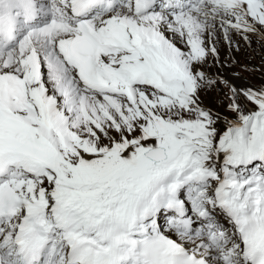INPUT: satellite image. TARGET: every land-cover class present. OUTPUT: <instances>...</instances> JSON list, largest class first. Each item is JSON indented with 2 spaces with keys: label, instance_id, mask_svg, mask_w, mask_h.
<instances>
[{
  "label": "snow or ice",
  "instance_id": "6c2138e0",
  "mask_svg": "<svg viewBox=\"0 0 264 264\" xmlns=\"http://www.w3.org/2000/svg\"><path fill=\"white\" fill-rule=\"evenodd\" d=\"M242 43L264 0H0V264H264Z\"/></svg>",
  "mask_w": 264,
  "mask_h": 264
},
{
  "label": "rangeland",
  "instance_id": "374dc122",
  "mask_svg": "<svg viewBox=\"0 0 264 264\" xmlns=\"http://www.w3.org/2000/svg\"><path fill=\"white\" fill-rule=\"evenodd\" d=\"M255 48V51L253 52L251 48L248 47H240L239 51H229L226 47L224 46H219V59L221 63H213L210 61L209 66H208V71L212 74H219L222 76L220 73L222 70L230 72L233 71L232 76H236L243 71H246L248 73L249 78H251V74L249 71V68L246 66L252 61L250 59L252 57H255L256 55H263L264 56V51H261L259 47H256V45H253ZM225 57L231 61L232 63H229L230 65H234V67H230L228 65H225L222 63L224 62ZM248 62L247 64L242 65L241 62ZM259 66V65H258ZM258 66L255 68L256 75H259ZM224 68V69H223ZM222 69V70H221ZM247 69V70H246ZM264 77V73H263ZM256 78V76H254ZM253 86H259L257 81L254 79V85ZM201 99L207 104L206 100H214L215 102L219 103V100L216 98V93L209 92L207 94H202ZM210 106V105H209ZM211 107V106H210ZM219 106H215V108H218ZM214 108V107H212Z\"/></svg>",
  "mask_w": 264,
  "mask_h": 264
},
{
  "label": "bare ground",
  "instance_id": "6f19581e",
  "mask_svg": "<svg viewBox=\"0 0 264 264\" xmlns=\"http://www.w3.org/2000/svg\"><path fill=\"white\" fill-rule=\"evenodd\" d=\"M224 69V68H223ZM228 79L230 81H232L233 83H238L240 81V78L238 76H232V77H228Z\"/></svg>",
  "mask_w": 264,
  "mask_h": 264
},
{
  "label": "trees",
  "instance_id": "16d2710c",
  "mask_svg": "<svg viewBox=\"0 0 264 264\" xmlns=\"http://www.w3.org/2000/svg\"><path fill=\"white\" fill-rule=\"evenodd\" d=\"M208 103H209V104H212V105H214V104H215V101H214V100H211V99H209V100H208Z\"/></svg>",
  "mask_w": 264,
  "mask_h": 264
}]
</instances>
